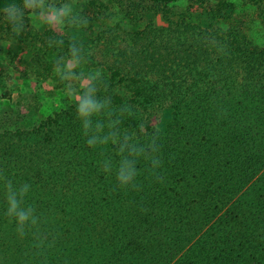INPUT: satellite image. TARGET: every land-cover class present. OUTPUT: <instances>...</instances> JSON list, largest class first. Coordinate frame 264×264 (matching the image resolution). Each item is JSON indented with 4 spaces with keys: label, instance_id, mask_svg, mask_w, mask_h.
I'll return each mask as SVG.
<instances>
[{
    "label": "trees",
    "instance_id": "obj_1",
    "mask_svg": "<svg viewBox=\"0 0 264 264\" xmlns=\"http://www.w3.org/2000/svg\"><path fill=\"white\" fill-rule=\"evenodd\" d=\"M229 12L137 10L130 47L93 81L104 107L87 132L80 100L0 131V264H264V43L225 27ZM40 30L32 62L52 78L87 35ZM123 142L160 161L136 156L127 186L115 178ZM9 183L29 186L34 222L8 214Z\"/></svg>",
    "mask_w": 264,
    "mask_h": 264
},
{
    "label": "rangeland",
    "instance_id": "obj_2",
    "mask_svg": "<svg viewBox=\"0 0 264 264\" xmlns=\"http://www.w3.org/2000/svg\"><path fill=\"white\" fill-rule=\"evenodd\" d=\"M45 3H68L75 16L86 23L49 24L46 17L37 18L28 11L23 28L14 32L1 15L0 131L32 128L52 112L80 100L84 88L93 86L96 78L108 73L110 69L107 65L115 62L120 51L130 47L136 32L133 19L137 10L139 15L141 11L157 9L161 12L171 9L174 14H182L230 8L227 14L230 18L223 25L237 27L257 43H264V0H181L175 5L164 6L152 4L149 0H129L125 3L118 0H45ZM147 23L148 20L144 19L138 27L144 28ZM38 29H41V35L55 33L72 41L76 40L74 33L86 34V40L78 47L82 56L79 63L70 58L65 61L66 65L58 66L61 69L59 72L57 69L54 71L55 77L47 78L43 68H36L32 62L37 48L42 45L37 37L34 38ZM32 38L35 39L34 44ZM45 42L51 46L48 35ZM43 47L48 57H55V53L49 55L50 51ZM67 53L70 52L65 51ZM56 57L61 58V53ZM65 67L71 69L69 75H65ZM91 76L96 78L90 79ZM151 113L152 124L158 127L162 114L157 108Z\"/></svg>",
    "mask_w": 264,
    "mask_h": 264
},
{
    "label": "clouds",
    "instance_id": "obj_3",
    "mask_svg": "<svg viewBox=\"0 0 264 264\" xmlns=\"http://www.w3.org/2000/svg\"><path fill=\"white\" fill-rule=\"evenodd\" d=\"M28 11H31L37 18L41 16L46 17L47 23L49 24H63L69 22L74 25H80L86 23V21L75 16L72 6L68 3L57 5L45 3V0H22L21 4L11 2L0 7V14H2L4 21L14 32H18L23 28L25 13ZM81 58V49L73 45L71 48V60L75 63H79ZM60 70V68H57L58 72ZM64 71L65 75L71 73V69L68 67H65ZM95 78V76L90 77V79ZM94 93L95 89L92 86L84 88L77 109L79 116L82 118L86 132L92 123V116L100 112L104 107V105L96 99ZM103 140L107 141L108 137H104ZM96 142V137H92L88 140L89 145H94ZM118 151L122 158L115 168V178L120 186H127L135 179L137 170L134 166V159L136 156L145 155L146 158H150L153 168H157L160 164L158 159L148 157L144 148H136L129 145L127 142L120 143ZM152 151L154 152L155 148H153ZM103 171L109 174L113 171L111 161L104 162ZM28 191V185H25L17 192L11 183L8 184L7 212L10 216L15 217L16 221L21 226L29 221L34 222L31 208L22 206V199Z\"/></svg>",
    "mask_w": 264,
    "mask_h": 264
}]
</instances>
